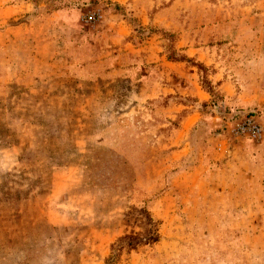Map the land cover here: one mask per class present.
<instances>
[{
	"label": "rangeland",
	"instance_id": "374dc122",
	"mask_svg": "<svg viewBox=\"0 0 264 264\" xmlns=\"http://www.w3.org/2000/svg\"><path fill=\"white\" fill-rule=\"evenodd\" d=\"M4 27L0 76L36 82L0 87V264H264V135L232 132L264 127V0H0ZM127 114L152 149L98 144Z\"/></svg>",
	"mask_w": 264,
	"mask_h": 264
},
{
	"label": "crops",
	"instance_id": "0c3cea01",
	"mask_svg": "<svg viewBox=\"0 0 264 264\" xmlns=\"http://www.w3.org/2000/svg\"><path fill=\"white\" fill-rule=\"evenodd\" d=\"M0 32H8L7 27H4L3 30H0ZM33 67L32 65L30 66V69H22V67H17V66H6V69L3 70V73L0 76V85H6V84H19V85H30L32 83H35L36 80L32 79L33 76ZM1 85L0 87H3ZM27 86V85H26ZM124 116V115H123ZM121 116H116L113 118V123L110 125L105 126L103 132L98 135V144H101L100 146L102 149H152L151 143H150V135L152 131H143L140 130V128L136 124V119L132 115H126L128 116L127 118V123H129L127 128V134L126 137L123 136L121 131L119 130V124L118 120L120 121L124 117ZM165 126V124H164ZM157 128H160L159 126ZM164 128V127H163ZM115 130L116 133L113 135V131ZM157 130V129H156ZM181 129H175L173 128V136L171 137V145L166 144L165 140L162 143L161 138L166 137L165 134H162V137L159 138L158 140V149H164L167 145H169V149H173V155L174 157H177L178 153L182 152L181 148V141H180V136H181ZM158 134L160 135L161 132L157 130ZM157 134V135H158ZM113 136V137H112ZM125 137V138H124ZM157 142V141H156ZM134 168V166L132 167ZM134 182L132 181L129 183L130 185H133ZM128 185V183H126ZM167 198V197H166ZM165 197L161 198V205L163 204V208H165L164 201ZM51 222L56 223L51 219Z\"/></svg>",
	"mask_w": 264,
	"mask_h": 264
},
{
	"label": "built area",
	"instance_id": "2783aa9c",
	"mask_svg": "<svg viewBox=\"0 0 264 264\" xmlns=\"http://www.w3.org/2000/svg\"><path fill=\"white\" fill-rule=\"evenodd\" d=\"M102 16L100 11L97 10L84 14L82 20L92 23L101 19ZM232 132L238 139L250 137L253 140L259 141L264 135V127L254 116H250L237 123Z\"/></svg>",
	"mask_w": 264,
	"mask_h": 264
},
{
	"label": "trees",
	"instance_id": "16d2710c",
	"mask_svg": "<svg viewBox=\"0 0 264 264\" xmlns=\"http://www.w3.org/2000/svg\"><path fill=\"white\" fill-rule=\"evenodd\" d=\"M211 91H213V89H210Z\"/></svg>",
	"mask_w": 264,
	"mask_h": 264
}]
</instances>
